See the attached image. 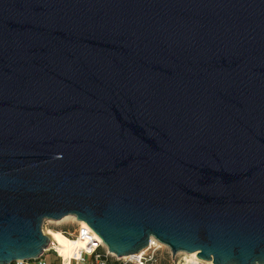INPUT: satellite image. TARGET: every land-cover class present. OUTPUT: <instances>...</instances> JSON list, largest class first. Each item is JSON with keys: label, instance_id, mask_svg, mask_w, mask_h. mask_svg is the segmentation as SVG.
<instances>
[{"label": "water", "instance_id": "95a60500", "mask_svg": "<svg viewBox=\"0 0 264 264\" xmlns=\"http://www.w3.org/2000/svg\"><path fill=\"white\" fill-rule=\"evenodd\" d=\"M69 215L264 264V0H0V264Z\"/></svg>", "mask_w": 264, "mask_h": 264}, {"label": "built area", "instance_id": "2783aa9c", "mask_svg": "<svg viewBox=\"0 0 264 264\" xmlns=\"http://www.w3.org/2000/svg\"><path fill=\"white\" fill-rule=\"evenodd\" d=\"M82 222H75L74 232H70L68 228H63L62 224L51 223L50 220H46L43 224V230L47 226L61 229L74 242L82 244V247L74 249L68 258L61 255L55 245V241L50 239L49 247L38 258L15 260L10 264H157L155 252L160 247L157 248V245L152 240H150L147 251L119 258L108 250L101 237L86 222H84L85 224H82ZM47 253L53 254L55 258L52 261L47 260ZM186 264H207V262L197 257Z\"/></svg>", "mask_w": 264, "mask_h": 264}, {"label": "bare ground", "instance_id": "6f19581e", "mask_svg": "<svg viewBox=\"0 0 264 264\" xmlns=\"http://www.w3.org/2000/svg\"><path fill=\"white\" fill-rule=\"evenodd\" d=\"M66 221L77 222L76 217L73 215L66 216L61 220H56V221L50 220V222L57 223V224L64 223ZM82 224H85L84 221L82 222ZM46 235L49 236V238L51 240L55 241V245L57 246L61 255L65 258H68L72 254L74 249L82 247L81 246L82 244L74 242L67 235H65L61 229L49 228V233L46 232ZM151 240L153 241V243L155 242V244L157 245V248L162 247V246H166V245L162 244L161 242L157 241L155 238H151ZM148 249H149V246L144 248L143 250H141L139 253H143V252L147 251ZM180 254L186 255L184 258L183 264H186V263H188L192 260H195L197 258L196 254L193 252L192 253L180 252ZM206 262H207V264H213L212 260H208Z\"/></svg>", "mask_w": 264, "mask_h": 264}, {"label": "rangeland", "instance_id": "374dc122", "mask_svg": "<svg viewBox=\"0 0 264 264\" xmlns=\"http://www.w3.org/2000/svg\"><path fill=\"white\" fill-rule=\"evenodd\" d=\"M55 224H57V223H55ZM60 224L63 225V228H68V230L70 232H74L73 231L74 226H76V223L74 221H66V222L60 223ZM57 225H59V224H57ZM55 228H58V227H55ZM46 232L49 233V227L48 226L44 229L45 234H46ZM185 256L186 255H181L180 253H178L176 255L175 259H173L170 249L166 246L160 247V249H158L155 252V259L157 260V264H183ZM54 258L55 257L53 254L47 253V255H46L47 260L52 261Z\"/></svg>", "mask_w": 264, "mask_h": 264}]
</instances>
